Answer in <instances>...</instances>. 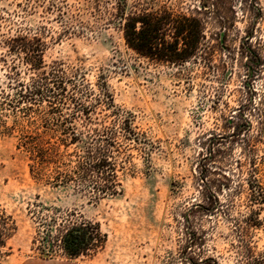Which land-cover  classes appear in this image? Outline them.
Segmentation results:
<instances>
[{
    "label": "trees",
    "instance_id": "1",
    "mask_svg": "<svg viewBox=\"0 0 264 264\" xmlns=\"http://www.w3.org/2000/svg\"><path fill=\"white\" fill-rule=\"evenodd\" d=\"M101 1L86 0L96 14ZM112 1L113 11L105 10L107 20L116 21L124 44L138 55L178 68L190 62L204 71L217 68L213 57L227 44L229 20L223 6L229 0H198L187 13L166 6L133 9L126 0ZM40 2L17 4L27 14ZM70 8L67 0H47L45 12H54L62 22ZM79 17V10L73 8L68 21L79 25L63 23L61 34L89 28ZM211 19L218 29L207 33ZM43 30L18 26L13 33L0 34L2 132L17 130L16 148L25 153L33 179L69 186L94 200L116 196L123 175L133 165L131 151L147 162L152 144L135 115L115 105L102 77L90 83L77 68L68 69L61 61L44 62ZM243 43L240 55L246 59L240 95L219 115L221 131L201 136L193 168L197 195L180 214L178 257L183 264H221L207 248L218 217L227 223L236 264H264V249L256 252L251 239L255 231L264 229V90L253 85L256 78L264 80V58H254L250 46L244 48ZM7 117L12 119L10 125L5 123ZM208 215L215 217L213 225L204 228L201 221ZM31 218L35 229L29 249L39 258L90 257L106 241L99 223L75 209L40 205L31 211ZM15 230L13 217L0 205V256L7 253V240Z\"/></svg>",
    "mask_w": 264,
    "mask_h": 264
},
{
    "label": "rangeland",
    "instance_id": "2",
    "mask_svg": "<svg viewBox=\"0 0 264 264\" xmlns=\"http://www.w3.org/2000/svg\"><path fill=\"white\" fill-rule=\"evenodd\" d=\"M21 1L0 0V34L13 33L18 26L32 31L43 27L44 62L61 61L68 69L77 68L90 83L102 77L115 105L135 115L152 148L147 162L136 150L131 151L133 165L122 177L119 194L94 200L69 186H50L33 179L25 153L16 148L17 130L2 132L0 126V205L16 223L0 264H183L178 257L180 214L197 195L193 168L201 136L221 131L219 115L235 104L243 88L246 58L240 55L241 41L244 48L250 46L254 58H264V0L224 4L229 20L227 44L214 54L217 68L205 71L192 62L181 68L157 63L127 47L116 21L107 20L108 12L113 11L112 0L101 1L99 14L92 12L86 0H67L69 12L79 10L82 25L89 28L63 35V23H70L69 12L59 22L54 12H45L47 0H42L33 11L22 14L17 4ZM198 2L126 0L128 8L166 6L186 13ZM70 24L79 25L74 20ZM217 29L213 19L206 24L207 33ZM253 85L264 90L260 78ZM11 120L5 118L6 125ZM40 205L75 209L98 222L106 233L103 247L90 257L77 259L37 257L29 245L35 229L31 211ZM214 218L205 216L202 226L212 227ZM212 231L208 252L221 264H236L238 256L230 248L225 220L218 217ZM251 239L256 252L264 249V229L255 231Z\"/></svg>",
    "mask_w": 264,
    "mask_h": 264
}]
</instances>
